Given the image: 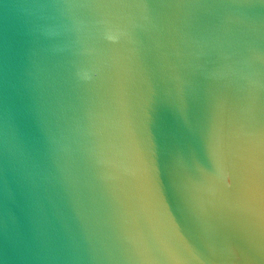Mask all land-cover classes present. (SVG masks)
Returning a JSON list of instances; mask_svg holds the SVG:
<instances>
[{"label": "water", "instance_id": "obj_1", "mask_svg": "<svg viewBox=\"0 0 264 264\" xmlns=\"http://www.w3.org/2000/svg\"><path fill=\"white\" fill-rule=\"evenodd\" d=\"M0 264H264V0H0Z\"/></svg>", "mask_w": 264, "mask_h": 264}]
</instances>
